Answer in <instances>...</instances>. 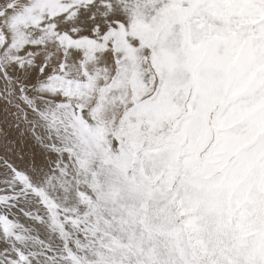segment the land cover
I'll use <instances>...</instances> for the list:
<instances>
[{
  "label": "snow or ice",
  "instance_id": "obj_1",
  "mask_svg": "<svg viewBox=\"0 0 264 264\" xmlns=\"http://www.w3.org/2000/svg\"><path fill=\"white\" fill-rule=\"evenodd\" d=\"M0 264H264V0H0Z\"/></svg>",
  "mask_w": 264,
  "mask_h": 264
}]
</instances>
